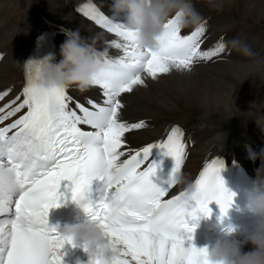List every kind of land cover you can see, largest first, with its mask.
Masks as SVG:
<instances>
[{"label": "bare ground", "instance_id": "bare-ground-1", "mask_svg": "<svg viewBox=\"0 0 264 264\" xmlns=\"http://www.w3.org/2000/svg\"><path fill=\"white\" fill-rule=\"evenodd\" d=\"M151 3L159 23L184 6L178 32L181 38L197 36V58L190 62L152 58L146 70L125 87L116 99V124L110 128L119 142L117 150L130 152L180 123L185 128L187 154L181 187L195 178L209 155L218 153L240 160L261 179L264 0ZM95 5L114 14L106 0H0V92L13 97L20 91L27 48L36 32L56 23L58 58L70 92L95 94L97 87L70 62L67 50L82 45L81 41L107 51L130 47L82 16V8ZM129 125L132 129L125 131ZM130 239L139 250L119 245L114 264H264V222L236 231L224 245L187 247L142 234ZM98 252L96 247L58 242L49 264H97Z\"/></svg>", "mask_w": 264, "mask_h": 264}, {"label": "rangeland", "instance_id": "rangeland-1", "mask_svg": "<svg viewBox=\"0 0 264 264\" xmlns=\"http://www.w3.org/2000/svg\"><path fill=\"white\" fill-rule=\"evenodd\" d=\"M95 6H96V5H95ZM101 9H102V8H101ZM103 9H104V8H103ZM104 10H105V9H104ZM29 25H30V23H29L27 26H29ZM44 28H45V27H44ZM127 142H128V141H127ZM128 143H129L131 146H134V147H136V146L138 145V144H135V145H134V144H132V143H130V142H128ZM209 156H210V155H209ZM209 156H208V157H209Z\"/></svg>", "mask_w": 264, "mask_h": 264}]
</instances>
